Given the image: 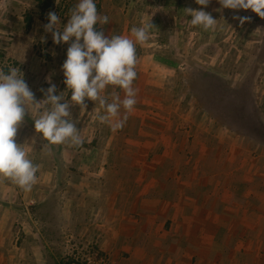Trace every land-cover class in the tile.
<instances>
[{"label": "rangeland", "instance_id": "rangeland-1", "mask_svg": "<svg viewBox=\"0 0 264 264\" xmlns=\"http://www.w3.org/2000/svg\"><path fill=\"white\" fill-rule=\"evenodd\" d=\"M40 1L0 0V70L7 74L10 68H18L37 101L45 99L41 89L50 86L46 82L50 77L56 85L55 94L62 93L71 102L62 71L69 44H55L44 25L49 22L48 13L54 12L60 17L62 30L70 9L79 0H54L52 8L44 9L39 7ZM95 3L99 5L98 14L109 18L107 24L94 26L106 37L123 35L134 40L132 27L149 22L154 27L146 43L136 44L134 111L122 128H113L99 121V115L105 113L97 102L86 99L85 110L70 103V119L83 139L81 146L70 142L49 145L35 132L37 113H27L15 141L28 146V158L38 165L37 181L25 191L9 179L0 180V215L13 205L20 212L29 210V202L36 201L37 194H46L48 200L39 208L40 218L45 220L48 237L58 240L56 244L65 259L71 249L93 244L97 234L103 235L97 229L100 223L103 227L111 221L104 217L115 195L122 198L116 203L120 212L126 208L137 212L141 198L160 195L161 203L154 199L142 202L159 211L157 218L142 223L152 230L140 234L144 241H170V229L163 228L159 234L150 224H162V215L168 209V221L179 230L185 226L180 222L182 217L193 216L201 207H210V213L215 214L230 206L242 216L235 223L233 219V224H257L262 211L257 210L260 202L253 196L259 191L253 190L250 183L264 173V19L250 9H224L218 0H211L203 10L217 24L205 31L191 25L192 17L184 12L186 8L201 10L195 0ZM26 16L31 17L29 27L25 25ZM234 17L248 19L241 25ZM113 87L109 85L102 93L109 103ZM116 91L123 100L124 91L118 87ZM124 114L121 107V119ZM251 121L256 123L255 129L248 127ZM151 163L152 170L138 167ZM233 184L237 194L232 193L236 191L235 187L231 189ZM263 184L259 185L260 192ZM191 193L196 197L194 208L188 207ZM98 194L103 198L100 207L105 209L102 222L100 217L92 220L87 216L91 203L81 202L83 195L91 199ZM222 197L226 200L218 202ZM63 213L68 222L60 216ZM79 213H83L80 218ZM11 225L12 217L0 223L1 231L11 235L1 234L6 238H0V244H13L15 229ZM18 227L21 231L20 223ZM259 237L257 242L262 244L264 233ZM20 238L17 234L16 241Z\"/></svg>", "mask_w": 264, "mask_h": 264}, {"label": "clouds", "instance_id": "clouds-1", "mask_svg": "<svg viewBox=\"0 0 264 264\" xmlns=\"http://www.w3.org/2000/svg\"><path fill=\"white\" fill-rule=\"evenodd\" d=\"M195 3L201 6V10L184 9L187 16L192 17L189 23L201 26L205 31L213 29L217 21L203 10L211 0H195ZM218 3L224 9H250L264 19V0H218ZM47 19L49 22L44 29L52 34L53 42L57 45L69 44L62 71L66 91L71 93V102L66 101L62 93L55 94L56 85L52 84L50 77L46 78L50 86L46 90L41 89L45 99L37 101L18 68H10L7 74L0 70V180L9 179L25 191L31 190L36 183L38 171V165L28 158V146L18 145L15 141L25 115L33 111L37 113L35 132L41 134L49 145L66 142L74 146L83 144L80 132L70 119L69 108L71 103L85 110L86 99L97 102L104 109L105 114L98 117L101 123L122 128L137 103V92L132 86L137 77L136 44L146 43L154 29L149 22L132 27L134 40L123 35L106 37L103 31L94 27L109 21L108 16L98 14L95 0H79L70 9L68 22L62 30L56 13L49 12ZM234 19H239L243 25L248 18ZM109 85L114 86L111 103L102 94ZM117 87L125 93L123 100L116 91ZM121 107L125 110L123 119L120 118Z\"/></svg>", "mask_w": 264, "mask_h": 264}, {"label": "crops", "instance_id": "crops-1", "mask_svg": "<svg viewBox=\"0 0 264 264\" xmlns=\"http://www.w3.org/2000/svg\"><path fill=\"white\" fill-rule=\"evenodd\" d=\"M113 135L115 137V132H111V137ZM152 164L148 167L144 164L141 167L138 165V167L141 168L140 170H152ZM152 181L153 183L156 182L155 180ZM261 183H264V173H262V177L253 178L250 183L253 190L259 191L258 195L253 196L255 200L260 202V207L257 210L262 211L259 214L260 219L257 224L252 227L244 222L233 224V219L235 223L236 219L242 216H238V212L232 210L230 206L219 209L215 214L210 213L212 210H210V207H206V210L201 207L193 212V216L182 217L180 222L185 226L182 229L180 227L179 230L178 226H174L173 222L168 221L171 213L170 211L168 213V210H170L168 209L162 215V218H164L162 224L161 222L157 224L150 222L152 229L157 228L156 231L159 234H161L160 230L162 231L163 228L170 229L168 231L170 241L164 243L144 241L140 235L142 232L150 233L152 231L151 228H146L142 223L148 218H157L159 212L156 206L155 208L151 206L148 208L142 202L147 203L149 199H154L156 202L161 203L160 195L141 198L137 212L127 208L126 211L122 210L120 212L116 203L119 204L122 198L115 195L113 206H110V210L106 211L104 217H110L111 221L103 227L100 223L97 230L100 233L102 232L103 235L97 234L96 239L91 238L95 241L93 245L96 244L106 254L107 264H264V242L262 244L257 242V239L260 238L259 235L264 233V188H262L263 192H260L259 185ZM241 186L240 184L238 193ZM233 187L236 191L232 190V192ZM231 189L230 191L233 194H237V186L233 184ZM191 195L193 197L188 207L194 208L193 202L196 197L192 193ZM47 197L46 194H37V200L29 202L31 206L29 210L25 209L20 212L13 205V207L10 206L1 213L0 221H3L0 223H6L9 217H12L13 225L11 227L13 226L15 231H13V244L12 242L8 243V241L0 244V264H62L60 260L64 262L65 257L56 244L58 240H49L46 237L45 220L42 217L40 218L39 208L44 201L48 200ZM209 198L207 197L206 200L209 201ZM81 200L83 204L91 203V210L87 213V216L90 215L92 220H97L100 217L99 220L102 222L101 217L105 209L103 210L100 207V203L103 198L99 194L91 199L87 195H83ZM223 200L225 201L226 198H219L218 202ZM34 203H36V206H33ZM175 209L173 207L172 210ZM189 214H192V212L189 211ZM60 216L65 218V222H68L64 213ZM81 216H83V213L78 214L79 218ZM19 223L22 226L21 231H18ZM166 225H169L170 228ZM1 230L2 228H0L1 240L11 236ZM63 231L61 228L60 232ZM9 232H11L10 229ZM1 234L6 237L3 238ZM17 234L21 238L16 241Z\"/></svg>", "mask_w": 264, "mask_h": 264}, {"label": "built area", "instance_id": "built-area-1", "mask_svg": "<svg viewBox=\"0 0 264 264\" xmlns=\"http://www.w3.org/2000/svg\"><path fill=\"white\" fill-rule=\"evenodd\" d=\"M71 250V254L64 259L66 264H107L106 254L96 244H83L80 249Z\"/></svg>", "mask_w": 264, "mask_h": 264}, {"label": "trees", "instance_id": "trees-1", "mask_svg": "<svg viewBox=\"0 0 264 264\" xmlns=\"http://www.w3.org/2000/svg\"><path fill=\"white\" fill-rule=\"evenodd\" d=\"M53 4H54V0H41L40 2H38V5H39V7H42L43 9L44 8H52L53 7ZM96 4V7H97V9H99V5H98V3H95ZM25 21H26V27H29V25H30V23H31V17H29V16H26V18H25ZM238 113H239V111H237ZM245 117V116H244ZM255 122H250V124H249V128H251V129H255ZM258 125L261 127L262 125H261V123L258 121ZM259 128V127H258ZM46 231V230H45ZM46 237L47 238H49L48 237V233L46 232ZM49 240H54L53 238H49ZM55 240H57V239H55ZM60 262L62 263V264H66V263H64L62 260H60ZM54 264H56V263H54Z\"/></svg>", "mask_w": 264, "mask_h": 264}]
</instances>
